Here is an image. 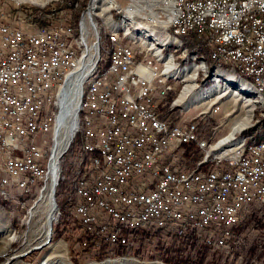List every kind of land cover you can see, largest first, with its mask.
<instances>
[{"label": "built area", "instance_id": "obj_1", "mask_svg": "<svg viewBox=\"0 0 264 264\" xmlns=\"http://www.w3.org/2000/svg\"><path fill=\"white\" fill-rule=\"evenodd\" d=\"M76 1L64 0L68 8L63 14L52 13L54 21L36 25L12 18L6 8L54 11L52 6L61 0L42 4L0 0L4 195L18 191L26 196L38 193L39 198L50 173L52 150L47 159L44 147L47 136L52 134L55 140L61 91L69 78L85 71L77 129L57 171V187L69 184L66 222L76 231L78 245L102 246L111 256L137 249L138 237L151 234L185 254L198 246L228 255L232 241L242 236L237 231L242 215L252 207L264 209V149L242 150L241 145L232 158L210 159L211 145L200 127L205 120L167 118L174 87L156 82L144 48L127 49L117 39L113 54H106L110 35L100 11H93L94 0L82 19L86 59L79 70H72L68 19ZM120 4L149 24L193 37L202 34L203 42L195 43L209 48L215 61L226 58L243 78L262 84L264 0H120ZM97 68H106V76L97 88H89ZM59 75H66V82H59ZM20 139H27L28 147H20ZM75 141H80L78 155L63 169L62 158ZM95 144H102V151H95ZM189 144L206 152L192 170L178 164L184 157L182 147ZM98 153L108 154L107 164H99ZM64 208L55 199L54 227L64 220Z\"/></svg>", "mask_w": 264, "mask_h": 264}, {"label": "rangeland", "instance_id": "obj_2", "mask_svg": "<svg viewBox=\"0 0 264 264\" xmlns=\"http://www.w3.org/2000/svg\"><path fill=\"white\" fill-rule=\"evenodd\" d=\"M76 2L81 3L78 0ZM24 3L35 2L28 0ZM43 3H45V1ZM87 4L85 8L87 7ZM61 6L65 7V9L68 8V5L64 3V0H61V2L57 3L56 5L54 3L52 8L54 7V9H59ZM80 8L81 6L78 9H71L70 17L68 19L69 24L72 19L71 13H73V10H79ZM84 9L81 10L80 15ZM6 11L9 15H11L12 18H17L19 21L28 20L29 22L34 21L36 17L39 16L38 13H43L36 9V7H18L16 5L7 7ZM80 17L78 19L77 28ZM70 27L72 28L71 24ZM72 31L74 33L73 28ZM171 33V36L175 35L174 32ZM191 40L189 41V44ZM192 41L194 42L193 44L195 47H198L197 51L200 53V49L203 48L202 45H200L201 43H195L198 42L196 40ZM199 42L202 41L199 40ZM131 46L133 49L140 47L139 45L132 44ZM192 49L193 48H191V50ZM205 49L208 50V54L203 52H201V54L206 56L207 61H209V68L211 70L209 69L206 80L201 81L199 79L198 82L195 83L194 91L191 92L192 94H190V98L188 97L184 103H176V100L179 98L186 85L185 80L182 82V80L185 78L184 72L179 74L175 79L173 76L169 78L167 75L161 77L163 83H172V86L177 88H175L174 93H172L169 98L170 112L168 113L167 118L176 122L180 119H183L184 117H187V119L196 118L198 121H201V119L205 120L202 122L200 127L202 128V137L211 145V150L208 151L209 158L226 159L227 156L223 154V151L227 146L239 143L241 140L242 143L244 138L246 139V137L242 135L243 131L253 127L255 124H261L264 127V92L263 94L258 92L262 100L261 103L255 104L256 110L252 121L246 126L245 129L237 130L233 141L219 146L218 149L215 150V146L231 133L236 121L243 115L245 110L243 105L244 102L249 99V97H246V95L242 94L245 98H247L246 100H242L241 96L230 98L229 95L228 97L216 101V104L209 108L207 112H205L204 108H198L200 100H196V96L205 93L208 89L214 88L215 86H219L220 88L224 89L230 87L231 92H236L238 89L237 84L230 85V81L228 79L231 75L226 74L227 76L221 78V80H216L218 77L212 76V65L216 64L223 70H216L215 74H222L224 71L227 72L229 70V65H219V63H213L208 57L210 54L209 48ZM179 63H181V60H179ZM100 69V72L106 71V68ZM230 70L229 73L233 71V69ZM236 76L237 78L233 77L235 82L238 83V80L240 79L247 82V79L237 74V72ZM171 80L173 81L170 82ZM249 83L251 84V82ZM52 139V134L47 136V144L44 147L47 151V159H49L51 150L53 148L54 142ZM79 143L80 141L73 142L70 151L62 158V164L64 167L63 169L70 167L72 165L71 163H74L75 160L73 155H78ZM212 147L214 148L213 151ZM205 154V151H192L190 158H179L180 160H178V164L180 167L186 170H192L195 168L196 163L199 162L205 156ZM2 176L3 173L0 170V199L7 202L6 204L0 203V264H167L165 259H167V257H172L175 254V250H177L163 244V242L160 241L157 236H153L151 234L139 236L136 246L137 249L124 254L121 251H117L118 254L115 252L114 255L108 256V254L105 253V248L102 246L99 249H93L92 247L83 248L78 245V241L80 240L76 238V231L72 230L71 226L66 222L68 214L64 216L65 221L61 220L60 223L54 227L55 234L52 232L53 226L51 227L52 234L48 241V245L38 248L37 246L40 244V240L38 238L41 236L40 226L44 223L45 217V215L42 213L43 211H40L42 209L37 208L39 194L37 193L33 196H26L18 191H10V195H4V188L1 186ZM55 191L54 198L56 195L57 203L62 206H68L64 205V201L66 200V195L69 191V184L67 182L61 184V186L57 187ZM263 210V208L260 209L257 207H252L249 212L244 213V215H242L243 222L237 227L242 236L239 237L237 241H232V252H230L228 255H225L221 252L206 253L203 264H264V256L258 259L257 256L251 254L254 248H257L258 253L260 250L264 249ZM253 214H256L257 216L255 219H251V215ZM11 237L12 239H10ZM58 242H61L65 250L66 255L64 258L57 253L52 252L50 254L52 245ZM201 248L202 247L198 246L192 247L191 250L187 252V254L182 251L180 252L184 257L193 258L197 256ZM48 254L53 256H51V258L47 261L46 256ZM262 254L264 255V251ZM123 257L126 259H123ZM152 257L153 260H150Z\"/></svg>", "mask_w": 264, "mask_h": 264}, {"label": "bare ground", "instance_id": "obj_3", "mask_svg": "<svg viewBox=\"0 0 264 264\" xmlns=\"http://www.w3.org/2000/svg\"><path fill=\"white\" fill-rule=\"evenodd\" d=\"M25 0L24 2H27ZM37 4H42L45 0H31ZM88 3H93V0H89ZM75 7H78V2L75 3ZM73 8V7H72ZM93 11H100V18L102 20L106 34L109 36V44L106 45V54H113L114 45L117 43V39L123 43L127 49H133L132 45H139L144 48V56L156 70V82L163 83L162 76H173L177 78L179 74L184 72V80L186 81L185 88L176 103H184L186 99L192 94L191 92L195 89V83L200 79L201 81L206 80L207 74L209 73V61L205 55L197 51L198 47L193 44V49L191 50L189 41L196 40L203 42L202 34H180L179 32H174L168 30L165 26L160 24H149L147 19L143 16L132 15L129 11H124L120 0H94ZM71 12V11H70ZM88 12L87 7L83 10L80 15V20L77 28V32L73 33L70 24L68 23L69 30V40L72 46V54L74 55L72 62V70H79L81 68V63L86 59V51L83 44V30H82V19ZM70 16V14H69ZM171 33V34H170ZM191 40V41H192ZM202 45V44H200ZM173 47V48H172ZM152 51V52H151ZM210 60L213 63L228 64L229 70L233 69L231 73L229 70L224 71L222 74H215L216 70H222L216 64L212 65V76H217L216 80H221L227 76L229 77L230 85L238 86V89L231 92V88H220L215 86L214 88L208 89L205 93L196 96V100H200L198 108H204L205 112L209 109L210 104L228 97L234 98L235 96H241L242 100L247 99L242 94L249 97L248 100L244 102L243 108H245L243 115L236 121L233 126L231 133L222 141H220L216 146L215 150L219 146L225 145L230 141H233L234 136L238 129H245L246 126L252 121L255 110L256 103H261V96L258 92L263 94L264 92V79L262 84L259 83L257 79H251L252 85L247 81L238 80L235 82L234 78H237L239 71L233 65L232 62L226 58H218V62L213 59V54L210 52ZM149 58V59H148ZM181 60V63H179ZM225 66V65H222ZM100 68H97L92 76V80L89 81V88H97V83L103 80L106 76V71L100 72ZM211 70V69H210ZM223 71V70H222ZM231 71V70H230ZM228 75V76H229ZM85 78V71H81L75 76L69 78L68 86L61 91L60 94V112L57 115L56 127H55V140L52 148V155L50 161V173L46 181V184L42 188L41 194L37 201V208H40L45 215L44 223L40 226L41 236L38 238L40 240L38 248H42L48 245V241L51 238V227H54L55 218L53 215L54 203H55V189L57 187L58 175L57 171L59 169L60 157L68 149L73 139V136L77 129V117L79 112L80 96H81V86ZM246 80V79H245ZM171 80L170 82H172ZM175 81V80H174ZM178 81V80H177ZM59 82H66V75H59ZM180 82V81H179ZM166 84V83H165ZM172 85V83H170ZM181 85V84H180ZM173 93L175 91V86ZM177 89V88H176ZM189 92V93H188ZM172 95V94H171ZM190 98V97H189ZM168 100V111L169 110ZM230 115V114H227ZM242 141V140H241ZM232 144L227 146L223 151V154L227 156L226 159L232 158L235 151L241 150H259L264 149V141L256 143H247L244 138L243 142ZM68 146V147H67ZM20 147H28L27 139H20ZM212 147V151H213ZM95 151H102V144H95ZM225 159V158H224ZM99 164L108 163L107 153H98ZM227 164L226 161H222ZM54 221V222H53ZM12 239V237L10 238ZM57 253L61 257H65L66 253L61 244L58 242L52 245L51 253ZM61 253V254H60ZM48 254L46 260L51 258ZM50 255V256H49ZM46 262V261H45ZM122 263V262H121Z\"/></svg>", "mask_w": 264, "mask_h": 264}, {"label": "trees", "instance_id": "obj_4", "mask_svg": "<svg viewBox=\"0 0 264 264\" xmlns=\"http://www.w3.org/2000/svg\"><path fill=\"white\" fill-rule=\"evenodd\" d=\"M81 3H78V7H75V4L73 6L74 9H78L80 6L81 8L79 10H73L72 14V19H71V26L74 30V32H77V23H78V19L80 17V12L82 9L85 8L87 1L88 0H78ZM80 4V5H79ZM30 9V8H27ZM65 7H60L59 9H46L44 11H42L43 13L39 16L36 17V19L34 20V22L36 23V25H40L42 24V22H44V20L49 19L51 20V14L54 13V16H57L58 14L61 15L64 12ZM70 17V16H69ZM54 21V18L51 20V22ZM193 41L190 42V47L193 48ZM201 52L208 54V50L205 48L200 49ZM225 69V68H224ZM247 79V78H246ZM248 82H251V79H247ZM165 110H162V112H164ZM242 135L246 137V140L248 141V143H252V142H261L264 141V127L261 124H255L253 127L245 130L242 132ZM182 155L185 158H190L191 152L192 151H198V148L194 145V144H189V145H185L182 147ZM0 203L1 204H6L7 202L3 201L0 199ZM69 207L65 206L64 208V215H66L68 213ZM256 214L251 215V219H255ZM238 233H240V231L237 229ZM55 238V237H54ZM210 249L207 247H202L197 256L193 257V258H188V257H184L183 254L180 252V250H175V254L172 257H167V259H165L167 264H203V261L205 259L206 253H209ZM263 250H260V252L258 253L257 248H254L251 252L252 255L257 256L258 259H260L262 256H264ZM116 254H118L116 252ZM153 260V257L152 259Z\"/></svg>", "mask_w": 264, "mask_h": 264}]
</instances>
